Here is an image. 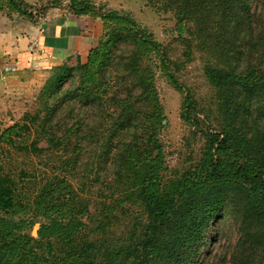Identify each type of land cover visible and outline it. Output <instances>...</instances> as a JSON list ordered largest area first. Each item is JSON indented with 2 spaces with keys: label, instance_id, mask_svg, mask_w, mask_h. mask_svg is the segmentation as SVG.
I'll list each match as a JSON object with an SVG mask.
<instances>
[{
  "label": "rangeland",
  "instance_id": "obj_1",
  "mask_svg": "<svg viewBox=\"0 0 264 264\" xmlns=\"http://www.w3.org/2000/svg\"><path fill=\"white\" fill-rule=\"evenodd\" d=\"M203 1V21L187 22L178 20L182 0H0V21L14 35L39 34L47 23L75 17L86 36H95L85 51L41 50L20 77L4 80L0 176L15 182L16 196L12 209L0 211V227L20 248L33 247L36 255L51 250L59 264L61 238L101 237L92 233L90 217L97 225L102 203L128 201L123 214L115 213L125 223L124 216L140 217L129 198H138L143 173L137 166L144 158L160 189L178 185L183 202L201 196L206 187L200 181L190 187L189 177L201 174L206 133L230 131L237 138L234 156L251 163L262 157L264 0H245L252 34L244 32L248 26L221 22L215 8L206 13ZM110 13L134 20L159 48L143 44L128 22L105 19ZM208 69L231 80L218 87ZM55 135L64 141L58 144ZM34 141L46 150L22 149ZM213 185L211 193L222 190L226 198L199 264H264V223L253 222L264 204L238 180ZM124 224L117 222L110 237L117 247L129 237Z\"/></svg>",
  "mask_w": 264,
  "mask_h": 264
},
{
  "label": "trees",
  "instance_id": "obj_2",
  "mask_svg": "<svg viewBox=\"0 0 264 264\" xmlns=\"http://www.w3.org/2000/svg\"><path fill=\"white\" fill-rule=\"evenodd\" d=\"M182 6L179 5L178 15L182 14L178 20H201L205 16L200 14L203 0H182ZM217 5L215 0H206L205 12H211L213 8L217 9L219 20L226 23L229 27H249L244 31L246 34L253 33L250 24L249 7L245 0H221ZM181 7V8H180ZM84 7L83 10H87ZM225 8V9H223ZM228 9V13H226ZM81 14V12H79ZM207 13V12H206ZM209 15V14H207ZM105 19L128 22L135 29V36L145 44L154 49L159 46L153 40L143 37V31L137 23L129 17L120 16L116 13H110L104 16ZM241 29V30H242ZM141 36V38L139 37ZM219 70L208 69L207 75L211 81L218 87H226L231 80L230 75H223ZM124 112V111H123ZM186 114L190 115V104L187 105ZM154 125L163 127L162 121H154ZM56 142L61 144L64 139L56 137ZM54 137L51 140H54ZM206 146L202 158V170L200 175L190 176V187L194 182L203 184L206 189L201 196L193 197L188 202L181 201V195H176L178 185L171 184L160 189L155 183V172L149 169L147 161L144 158L138 161V171L140 175L138 198H129V203L137 206L141 210V216L132 218L124 216L128 221H123L116 213H124L125 202L102 203L101 216L98 217L97 225L95 218L90 217V224L95 228L92 233L99 232L100 238H92L84 235L80 239L67 238V243L62 240L57 244L58 250L64 261L59 264H199L201 261L202 250L207 244V233L211 223L218 217L220 209L223 207L225 192L220 190L211 193L213 184H222L225 180H238L247 187L248 191L256 195L259 203L264 204V154L257 159L256 163L243 161L240 155H235L232 151L237 141L236 136L230 131H223L221 134L206 133ZM38 141L32 142L29 146L22 147L23 150L30 153H42L45 148L38 147ZM133 165V164H131ZM137 165V164H136ZM124 171V170H123ZM121 181L124 175L119 176ZM135 178V177H133ZM118 184L120 186L119 180ZM134 183H129V186ZM124 187V184L122 183ZM118 187V185H117ZM113 191L114 184H107V192ZM16 187L15 182L8 176H0V211L7 212L13 208L15 203ZM123 188L120 191L123 192ZM182 203L186 204L185 207ZM257 210L254 221L257 225L264 223V209ZM255 209V207H254ZM117 211V212H116ZM116 212V213H115ZM130 219V220H129ZM134 219V221H132ZM124 223L129 235L125 238L123 244L117 247L110 239L114 234V228ZM264 225V224H263ZM41 233V232H40ZM77 237L79 232H76ZM57 240V238H56ZM18 238L11 236V231L6 232L0 227V264H54L51 250L44 248L38 255L33 253V247L29 249L20 248L24 245H18ZM39 242L40 245L41 241ZM48 241L47 244H52ZM100 248L104 252L100 262L97 260V251ZM99 250V251H100ZM56 264V263H55Z\"/></svg>",
  "mask_w": 264,
  "mask_h": 264
},
{
  "label": "crops",
  "instance_id": "obj_3",
  "mask_svg": "<svg viewBox=\"0 0 264 264\" xmlns=\"http://www.w3.org/2000/svg\"><path fill=\"white\" fill-rule=\"evenodd\" d=\"M0 24V107L4 100L5 78L13 74L12 77H20L36 62L39 51L50 54L85 51L95 38L82 32L83 25L75 17L47 23L41 27L39 34L30 36L14 35L2 20ZM34 35H38V38Z\"/></svg>",
  "mask_w": 264,
  "mask_h": 264
}]
</instances>
